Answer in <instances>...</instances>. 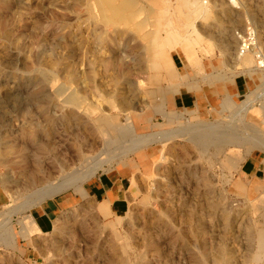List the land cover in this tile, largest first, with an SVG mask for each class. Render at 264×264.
Returning <instances> with one entry per match:
<instances>
[{
  "label": "rangeland",
  "instance_id": "obj_1",
  "mask_svg": "<svg viewBox=\"0 0 264 264\" xmlns=\"http://www.w3.org/2000/svg\"><path fill=\"white\" fill-rule=\"evenodd\" d=\"M248 24L264 51V0H0V264H264V146L182 134L264 136ZM115 168L120 215L92 190Z\"/></svg>",
  "mask_w": 264,
  "mask_h": 264
},
{
  "label": "bare ground",
  "instance_id": "obj_2",
  "mask_svg": "<svg viewBox=\"0 0 264 264\" xmlns=\"http://www.w3.org/2000/svg\"><path fill=\"white\" fill-rule=\"evenodd\" d=\"M107 5H109V4H107ZM117 16H118V14H117ZM226 103L228 104V102H226ZM227 106H229V104ZM110 122L115 124L114 121H112V120ZM106 124H107V122H106ZM213 126L212 127L211 126H209V127L193 126L190 128H186L183 131L184 133H182V134L191 136V138H190V139H192L191 142H193L203 153H206L211 147H213V150L217 151L218 149L225 148L226 146H230V145L231 146H239V145H243L245 143H254L255 142V144L257 146H264V136H262L256 132L252 131L251 134H249L248 136L247 135L244 136L241 131H240L241 132L240 133L235 128L232 129L230 127L217 126V125L215 127H213ZM125 130L128 134L127 129H125ZM168 137H169V134H166V135L161 136L158 140H161V141L162 140H168L169 139ZM148 142H149L148 138L143 137L139 141V145L138 144L136 145V148L144 146ZM93 174H94L93 171L88 176L81 175L80 173L71 174L67 178H65L63 180V182H61L57 186L48 185L45 188L43 187L42 190L40 188V190L35 191V194H34V196H32V198L33 199L37 198L40 200V199H43L45 197L56 195V194L66 190L70 187H73V186L78 187V183L83 184L85 182V180L90 178ZM0 239H2V241H4V243L6 245H11V242L13 240V238L7 232L5 234H2V235L0 234Z\"/></svg>",
  "mask_w": 264,
  "mask_h": 264
},
{
  "label": "crops",
  "instance_id": "obj_3",
  "mask_svg": "<svg viewBox=\"0 0 264 264\" xmlns=\"http://www.w3.org/2000/svg\"><path fill=\"white\" fill-rule=\"evenodd\" d=\"M196 98L195 96L190 94L183 95V99L179 100V104L188 106L190 103L191 105L194 106L196 102ZM229 101H230L229 99L225 101L224 107L231 106L232 102ZM226 102H228L229 106H227L228 104ZM165 116L168 119L171 118L169 115H165ZM156 134H148V135L153 137ZM148 135H142V136H148ZM157 137L155 139H157ZM256 170L259 171V169L253 166L252 162L249 163V165L247 166V171L256 172ZM128 174L129 173L127 171H123L119 168H115L113 171H110L101 177L100 179L101 186L97 187V185L95 184L92 186V190L96 191L100 195L105 196V199H107V201L111 203V208L113 212L117 215H120L121 213L125 212L126 209V205L124 203V198L122 193H123L124 179L125 177L128 176Z\"/></svg>",
  "mask_w": 264,
  "mask_h": 264
},
{
  "label": "built area",
  "instance_id": "obj_4",
  "mask_svg": "<svg viewBox=\"0 0 264 264\" xmlns=\"http://www.w3.org/2000/svg\"><path fill=\"white\" fill-rule=\"evenodd\" d=\"M198 1L203 3H210L212 0H198ZM230 3L232 4V0H230ZM237 35L238 38L240 39L238 56L244 57L248 54H253L257 67L260 70L261 69L264 70V51L258 45V35L254 26L248 24L244 29V31L238 33Z\"/></svg>",
  "mask_w": 264,
  "mask_h": 264
}]
</instances>
